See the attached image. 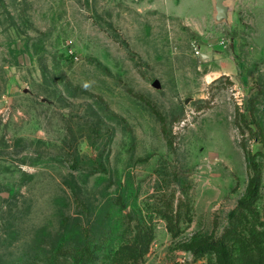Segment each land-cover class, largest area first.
<instances>
[{"label": "rangeland", "instance_id": "374dc122", "mask_svg": "<svg viewBox=\"0 0 264 264\" xmlns=\"http://www.w3.org/2000/svg\"><path fill=\"white\" fill-rule=\"evenodd\" d=\"M215 2L0 0V264L110 230L107 264L139 220L142 264H217L186 245L223 235L264 152V0ZM247 221L226 257L264 264Z\"/></svg>", "mask_w": 264, "mask_h": 264}, {"label": "trees", "instance_id": "16d2710c", "mask_svg": "<svg viewBox=\"0 0 264 264\" xmlns=\"http://www.w3.org/2000/svg\"><path fill=\"white\" fill-rule=\"evenodd\" d=\"M245 154L249 178L244 195L232 212V224L220 237H194L186 245V249L194 255L212 253L217 264H232L226 257V248L227 239L234 234L236 229L235 220H248V226L252 228L249 235L257 242L261 255L264 254V229L258 230L255 226L258 223V225L264 227V222L260 221V216L254 209V205L259 198L261 185V169L258 158L260 157L264 160V152L253 154L245 150ZM165 219L169 225L170 218L166 216ZM168 230L173 233L171 227ZM111 233L110 230H103L93 241V245L87 244L83 247L72 249L69 262L65 259L61 260L58 255H54L47 258L45 264H101L96 251L104 247ZM153 237V230L146 222L142 220L133 224L130 222L121 230L116 250L105 261H107V264H142Z\"/></svg>", "mask_w": 264, "mask_h": 264}, {"label": "water", "instance_id": "95a60500", "mask_svg": "<svg viewBox=\"0 0 264 264\" xmlns=\"http://www.w3.org/2000/svg\"><path fill=\"white\" fill-rule=\"evenodd\" d=\"M222 1L223 0H216V2H215V9H216L218 15L221 14V12L223 11Z\"/></svg>", "mask_w": 264, "mask_h": 264}]
</instances>
